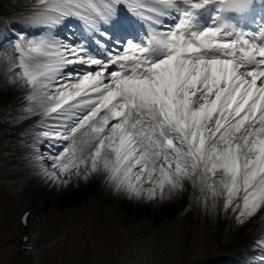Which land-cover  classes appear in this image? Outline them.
<instances>
[{
    "label": "snow or ice",
    "instance_id": "6c2138e0",
    "mask_svg": "<svg viewBox=\"0 0 264 264\" xmlns=\"http://www.w3.org/2000/svg\"><path fill=\"white\" fill-rule=\"evenodd\" d=\"M121 7L123 0L33 6L29 23L41 30L82 20L104 38L99 54L71 34L18 33L8 49L0 42L16 54L10 82L30 89L26 110L44 113L40 135L61 143L49 158L67 178H50L67 186L103 173L117 192L141 200L190 183L205 202L223 197L237 219L264 208V0H141L135 15L151 27L143 39L108 31Z\"/></svg>",
    "mask_w": 264,
    "mask_h": 264
},
{
    "label": "rangeland",
    "instance_id": "374dc122",
    "mask_svg": "<svg viewBox=\"0 0 264 264\" xmlns=\"http://www.w3.org/2000/svg\"><path fill=\"white\" fill-rule=\"evenodd\" d=\"M35 2L38 0H0V42L5 49L9 44L1 25L5 21L25 22L23 13L29 11L32 16ZM15 57L14 52L0 51V264H17L21 238L26 231L35 245L47 242L32 251L33 264H193L218 246L251 233L263 221L264 208L252 216L237 219L232 206L225 209L223 197L217 198L215 204L211 200L205 202L190 183L178 197L177 207L158 203L159 211L139 213V203L135 200L146 208L148 205L132 199L123 207L122 198L104 174L95 190L80 195L72 205L60 206L41 194V198L34 200L36 189L29 184L27 167L21 160L25 154L36 151L28 153L25 149L42 146V153L37 151L32 156L38 159L48 155L49 164L52 160L47 149L50 145L40 135L42 130L33 129L45 124L18 128L43 111L35 105H31V114L26 110L30 106L26 99L30 91L27 86L17 82L19 87L9 93L12 73L8 69ZM31 135L37 136L30 139ZM61 151L57 147L52 154L59 155ZM52 169L49 166L54 172ZM25 209L31 211L30 222L21 228L20 215ZM242 245L235 247L236 251L244 256L249 253L252 258L251 250ZM224 263L235 264L228 261L227 254L216 255L207 264Z\"/></svg>",
    "mask_w": 264,
    "mask_h": 264
},
{
    "label": "bare ground",
    "instance_id": "6f19581e",
    "mask_svg": "<svg viewBox=\"0 0 264 264\" xmlns=\"http://www.w3.org/2000/svg\"><path fill=\"white\" fill-rule=\"evenodd\" d=\"M59 37V35L57 36ZM93 70H95V66H93ZM19 87V84H10L9 86V93L14 92L17 88ZM41 121H44L45 125L47 124V121L44 117V113L42 112L40 114L39 117H37L36 119H34L32 121L31 124H41ZM29 124V123H28ZM27 124V125H28ZM42 124V125H44ZM24 127V125L22 126ZM28 126H26L25 128H27ZM38 130H44V128L46 126H36ZM21 128V127H18ZM42 137V136H41ZM43 138V137H42ZM30 139H34V136H30ZM44 142H46L48 145H50V147L52 148H47L49 150V153H53V149L56 148V143L55 142L53 144H49V141L44 139ZM60 143V142H59ZM45 148V147H44ZM59 148H62V146H59ZM26 152L30 153V152H34L36 151L34 154H25L24 158L21 160L22 163L26 164L27 167V180L29 182V184L36 190H34V200L39 199L41 197H39V195H44V197L46 196L47 200L51 199L52 202H56L57 204L61 205H72L73 203H75L76 199L81 195H85L87 193H90L91 191L95 190L97 187V184L102 180L103 178V173H96L93 174L92 176H90L88 178V180H84L83 178L77 179L75 177H73L71 179V182L67 185L64 186L62 183L58 182V180H54L52 178H50V176L48 175V173H52V171L49 170V166H51L52 164L47 163V159H48V155L43 157V160H40L39 158L36 159V157H33L32 155H36L38 154L37 151L41 154L42 152V146L38 147V148H28L25 149ZM29 162H36L38 165V167L36 166V163H34V165L29 164ZM54 171H56L57 177L59 178V180H63L65 178H67L66 176H60L58 169H52ZM51 180V185L49 184ZM110 185V184H109ZM147 185V184H145ZM144 185V187H145ZM45 189V191H44ZM187 189V186L185 187V190ZM184 190V191H185ZM114 191V189H113ZM184 193V192H183ZM48 194V196L46 195ZM118 197L122 198V205L123 207L126 206L127 202H131L132 199H129L124 193L121 192H117ZM180 194L177 195H173V196H166L164 199H161L159 196L156 197L153 200H149V199H139V201L147 204V208L144 205H140V202L135 200V203H139V206L137 207V211L140 213L142 212H149V213H155L156 211H159V208H157V204H164L163 206H167V207H174V206H178L180 205L178 203V197H180ZM183 199V196H182ZM152 202V205H149V203ZM175 207V208H176ZM264 228V222H263V226L262 225H258V227L256 228V232L260 229ZM253 235V232H251L250 234L247 235H239L237 236L230 244L227 245H220L217 247V249H215L214 252L207 254L206 256H204L199 262H204L206 261V259H209L211 257H214L215 255H220V254H224V253H228L230 251H232L236 246L240 245L241 242L246 241L248 238H250Z\"/></svg>",
    "mask_w": 264,
    "mask_h": 264
}]
</instances>
